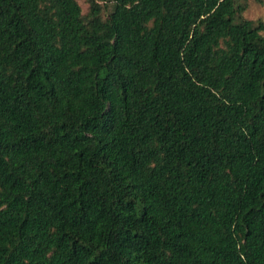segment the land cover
Returning <instances> with one entry per match:
<instances>
[{"label": "trees", "instance_id": "obj_1", "mask_svg": "<svg viewBox=\"0 0 264 264\" xmlns=\"http://www.w3.org/2000/svg\"><path fill=\"white\" fill-rule=\"evenodd\" d=\"M0 0V264H264V36L244 0Z\"/></svg>", "mask_w": 264, "mask_h": 264}, {"label": "rangeland", "instance_id": "obj_2", "mask_svg": "<svg viewBox=\"0 0 264 264\" xmlns=\"http://www.w3.org/2000/svg\"><path fill=\"white\" fill-rule=\"evenodd\" d=\"M80 8L84 11L86 4L84 0H76ZM245 10L241 14L244 19L259 22L262 24L263 29L261 35L264 36V0H244Z\"/></svg>", "mask_w": 264, "mask_h": 264}]
</instances>
